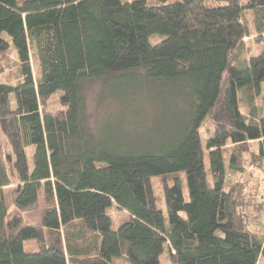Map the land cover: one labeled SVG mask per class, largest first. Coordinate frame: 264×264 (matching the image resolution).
Returning <instances> with one entry per match:
<instances>
[{
  "label": "trees",
  "instance_id": "trees-1",
  "mask_svg": "<svg viewBox=\"0 0 264 264\" xmlns=\"http://www.w3.org/2000/svg\"><path fill=\"white\" fill-rule=\"evenodd\" d=\"M246 12L263 39L243 59ZM9 54L0 264H264V0H0ZM89 82L98 105L123 108L116 91L129 89L172 100L182 125L107 142L87 123ZM153 178L167 181L163 206ZM112 206L128 215L119 227Z\"/></svg>",
  "mask_w": 264,
  "mask_h": 264
},
{
  "label": "rangeland",
  "instance_id": "rangeland-1",
  "mask_svg": "<svg viewBox=\"0 0 264 264\" xmlns=\"http://www.w3.org/2000/svg\"><path fill=\"white\" fill-rule=\"evenodd\" d=\"M252 16L253 13L246 12V18L250 27V37L244 39L243 59L257 55L261 49L263 37L254 33ZM182 23V21H178V25ZM14 58L13 54H9V57L0 58V66H3L0 77L5 81H11L15 77ZM259 68H262L263 75L261 77L258 76ZM254 85L256 94L258 95L259 86L264 88V64L254 69ZM99 90V82H89L85 88L87 123L90 130H98L100 135L109 131L111 133L109 134L110 139L108 135L102 136H105L104 139H109L105 140L107 142L123 145L125 143L136 142L146 143L157 135V138L172 135L182 125V118L180 116L181 106H174L172 100L166 104L163 101L151 103L150 94H146L143 90H118L116 91L117 97H120L121 103H123V108H119L118 104L113 105L111 102L98 105L97 97ZM58 107V96H53L48 100V110H56ZM206 124L207 128H211L210 122ZM205 127L202 130L203 136L206 132ZM165 185H167V181H163L160 178L152 179L153 193L160 206L164 204ZM13 190L14 186L3 189L5 206L10 212L12 210L11 195ZM109 215L116 227H119L128 219L127 213L118 210L116 206L111 207Z\"/></svg>",
  "mask_w": 264,
  "mask_h": 264
}]
</instances>
